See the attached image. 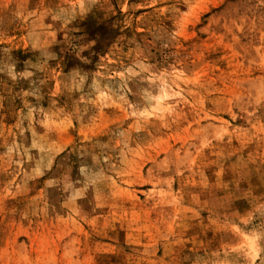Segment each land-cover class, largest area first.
I'll return each instance as SVG.
<instances>
[{
    "label": "rangeland",
    "instance_id": "374dc122",
    "mask_svg": "<svg viewBox=\"0 0 264 264\" xmlns=\"http://www.w3.org/2000/svg\"><path fill=\"white\" fill-rule=\"evenodd\" d=\"M0 264H264V0H0Z\"/></svg>",
    "mask_w": 264,
    "mask_h": 264
}]
</instances>
